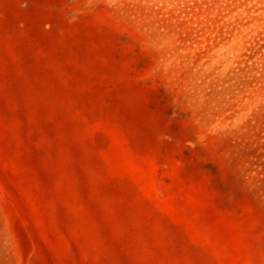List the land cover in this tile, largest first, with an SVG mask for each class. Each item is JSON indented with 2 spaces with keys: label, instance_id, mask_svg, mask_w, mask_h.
Wrapping results in <instances>:
<instances>
[{
  "label": "rangeland",
  "instance_id": "1",
  "mask_svg": "<svg viewBox=\"0 0 264 264\" xmlns=\"http://www.w3.org/2000/svg\"><path fill=\"white\" fill-rule=\"evenodd\" d=\"M0 264H264V0H0Z\"/></svg>",
  "mask_w": 264,
  "mask_h": 264
}]
</instances>
